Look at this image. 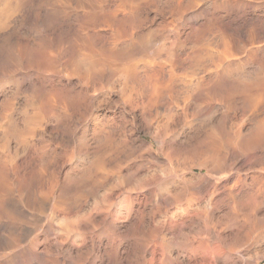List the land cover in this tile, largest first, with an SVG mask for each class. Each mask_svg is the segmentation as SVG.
<instances>
[{
    "label": "rangeland",
    "instance_id": "rangeland-1",
    "mask_svg": "<svg viewBox=\"0 0 264 264\" xmlns=\"http://www.w3.org/2000/svg\"><path fill=\"white\" fill-rule=\"evenodd\" d=\"M11 1L0 0V5L2 4L0 6V137L7 125H14L11 136L7 140L8 143L3 146V143L0 142V264H74V262H76L75 264L78 262L79 264L82 262V264L84 262L88 264L89 260V264H92L95 257L89 255L88 251L92 246L93 238L95 242L101 240L102 247L109 250L107 252L109 256L105 257L103 264H117L118 258L114 257L113 251L107 247L109 239L113 235L121 240V251L129 245L133 248L134 253L138 254L140 240L142 239L141 232L133 231L129 235L130 237L126 234L127 226L129 227L131 224L138 225L141 220L138 211L142 206L135 198H149L151 200H145V202L150 203L146 206V208L149 207L147 211L151 209L150 207H152L154 201L156 203L157 199L164 198V195L162 197L163 190L157 189L150 196L148 191L150 186L147 183L136 185V183H133L136 181L126 178L135 173L139 167H142L143 163L145 166L147 162H150L151 166L143 167L141 175L148 172L160 174V171L167 169L165 168L168 167L166 166L167 162L172 161L171 164L174 166L171 165L170 170L175 175H185L186 178H191L193 175L191 169L200 165V167L202 166L201 170H196L194 174H205L211 180L221 184L226 179L231 182L235 180L236 175L234 174L237 172L235 169L238 168L241 170L240 175L242 177L245 174L248 178L250 177L249 182L253 178L251 175L264 174V132H262L264 121L261 119L264 118V66L263 69L259 66V64L264 63V0H224L225 2L223 0ZM178 1L180 2L178 3ZM3 5L6 7H3ZM126 19H129V21L134 19V22L136 21L135 25L133 21L128 24ZM113 20L114 22L119 21L117 22L119 24L114 23ZM55 23L57 24L55 25ZM57 25L63 29L58 28ZM167 27L168 30H165ZM172 41H174L175 46ZM92 42H94V47ZM40 45L43 47L42 49ZM126 46H129L131 51ZM75 47L79 48V53L76 52ZM89 47L93 48L89 49ZM81 48H83L84 53L86 52L85 55H83ZM96 48L97 50H95ZM126 50L129 52H126ZM43 52L46 54H43ZM48 52L51 53H49L51 56ZM65 52H69L68 56ZM90 57H92V60L89 59ZM169 63L170 65H168ZM82 66H87V69H83ZM182 72L186 73L185 76ZM189 73L191 74L189 75ZM244 73L247 76L243 75ZM234 77L235 79H233ZM209 80L211 81L209 82ZM155 82L158 87H155ZM166 82L167 84H165ZM246 84L248 87H246ZM190 93H192V98L189 97ZM184 98L186 102L187 99L190 100L186 103ZM175 101H178V103H175ZM179 106L183 107L180 109ZM4 114L9 115L13 122H8ZM224 116H227V119ZM171 117L173 118L171 119ZM223 119L224 122H222ZM260 120L263 121V125ZM216 122L222 124L224 132L220 128L221 126L213 124ZM234 123H237L240 128L235 126ZM254 123L256 126H254ZM230 124H234L235 127ZM219 128L222 129L220 132ZM256 129L259 130H257L259 133ZM237 130L239 131L237 132ZM164 132L168 135L166 136ZM212 132L217 133V135L221 132L222 134L216 136ZM238 133L241 136L245 135L241 138ZM212 134L213 137H216L213 138ZM246 134H249L247 135V137L250 136L249 139H255L256 143H261V145L255 144L256 146H250L246 150L243 145L245 144L243 141L246 140L244 139ZM162 137H165V139L163 140ZM226 138L229 140L228 142H232L230 145L228 142L226 143L231 148L225 144ZM260 138L263 139L262 142ZM241 139L243 141L240 142ZM217 140L219 143H217ZM210 143L211 145L208 146ZM219 144H224L222 145L223 148ZM238 145H243L245 150L241 149L243 146L239 147ZM210 148H213V150H210ZM252 148L254 153H252ZM258 148L259 150H257ZM167 149L168 154L165 152ZM214 149L217 152L216 150L214 152ZM218 149L221 150L218 151ZM182 150L185 152L183 153ZM237 150L239 152H236ZM189 151L191 155L187 154ZM205 151L207 152L206 156ZM238 154L244 156L241 157ZM198 155L200 159H203L201 156H204L205 159L208 158L209 163L203 159L204 161L202 160L200 164V159L197 160ZM189 156L191 160L194 159L193 162L188 159ZM176 157L179 159H176ZM215 160H219L221 164L217 165ZM236 160H238L239 165L232 169L230 164ZM188 161L194 164L191 165ZM175 163L177 164L175 165ZM183 164L185 165V172L182 171ZM212 165H214V170ZM217 166H220L222 170ZM174 167H177L181 174ZM94 168L97 169L94 170ZM210 169L212 170L210 171ZM108 171L112 173H107ZM115 172L116 174H113ZM232 172L233 174H231ZM241 172L243 173L241 174ZM196 178L189 185L193 188L192 190H196L197 185L200 183ZM119 180L123 182L121 183ZM115 182L116 184H114ZM130 184L133 189L128 188ZM221 184L219 185L221 186ZM141 185L142 189L144 186V190L140 188ZM174 186L172 196H175L174 193L179 192V188H183V183L177 180ZM122 188L124 190L128 189L124 192ZM81 189L83 190L81 191ZM129 189L132 196L131 201L125 199L126 196L130 195L127 192ZM112 192L120 195V199L117 200L116 206L111 209V214L117 215L119 212L118 215L120 216L113 221L110 219L104 221L103 219H105L108 211L105 209L109 208L108 205L110 204L107 203L111 202L110 195ZM211 192L200 200L201 204H205ZM78 197H80L79 200ZM84 198L86 202H84ZM66 199L70 201L67 202ZM100 199L102 201L106 200L102 203ZM181 203H186V201L178 202V204ZM95 206L96 208H94ZM171 207L174 208L175 205H170ZM92 210L93 212H91ZM240 212L243 213L242 215L239 214L240 217H238L236 224V233L240 238L236 241L237 244L234 245L238 250L243 248V246L242 248L239 246V240L243 241L241 238L245 233H248L249 237L259 235L258 240L264 238V224H261L264 223V211L257 215L263 221L256 216L250 217L249 211ZM69 216H72V219ZM76 217L80 219H76ZM257 218L261 222L257 221ZM247 220L250 221V223L248 222L249 225ZM145 221L149 223L150 218L146 216ZM252 221L255 225H252ZM63 222L66 227L62 225ZM257 224L258 226H256ZM59 225L64 226H61V228L67 230H59ZM74 225L77 226V230ZM50 226H52V229ZM72 226L74 229H72ZM53 230L56 231L55 234L52 233ZM84 238L87 239L86 247L80 248V250L71 249V246L75 243L80 245V241L82 242ZM49 246H51L50 249ZM38 250L39 252H37ZM177 250V248H173L171 251L172 257H176L180 253ZM45 253L50 257H47ZM259 256L260 261L258 260V264H264L263 253ZM72 259L74 260L73 263L71 262ZM123 264L139 263L135 261Z\"/></svg>",
    "mask_w": 264,
    "mask_h": 264
},
{
    "label": "bare ground",
    "instance_id": "bare-ground-1",
    "mask_svg": "<svg viewBox=\"0 0 264 264\" xmlns=\"http://www.w3.org/2000/svg\"><path fill=\"white\" fill-rule=\"evenodd\" d=\"M9 1V0H8ZM40 1V0H39ZM38 1V2H39ZM136 1V0H135ZM181 1V0H180ZM180 1H178V3L180 2ZM224 1V0H223ZM6 2V1H5ZM5 2H3V3H5ZM11 2H13V0L11 1ZM15 2V1H14ZM20 2V1H19ZM23 2V1H22ZM128 2V1H127ZM130 2V1H129ZM132 2H134V0L132 1ZM225 2V1H224ZM16 3V2H15ZM18 3V2H17ZM40 3V2H39ZM42 3V2H41ZM217 3V2H216ZM8 4V3H7ZM10 4V3H9ZM30 4V3H29ZM58 4V3H57ZM130 4H132L131 2H130ZM129 4V5H130ZM194 4V3H193ZM212 4H214V3H212ZM2 5V4H1ZM0 5V6H1ZM5 5V4H4ZM3 5V7H6V6H4ZM17 5V4H16ZM21 5H22V3H21ZM88 5V4H87ZM87 5H85V6H87ZM126 5V4H125ZM29 6V5H28ZM34 6H36V5H34ZM39 6H40V4H39ZM89 6V5H88ZM151 6V5H150ZM196 7H197V5H195ZM2 7V8H3ZM107 7V6H106ZM133 7V6H132ZM178 7V6H177ZM87 8V7H86ZM119 8H120V6H119ZM199 8V7H198ZM8 9V7L6 8V10ZM85 9V8H84ZM129 9H130V6H129ZM133 9V8H132ZM131 9V10H132ZM4 11H5V9H3ZM110 10H111V7H110ZM117 10H119L118 8H117ZM126 10V9H125ZM180 10V9H179ZM204 10V9H203ZM3 11V12H4ZM31 11V10H30ZM39 11V10H38ZM78 11V10H77ZM85 11H86V9H85ZM120 11V10H119ZM189 11V10H188ZM191 11V10H190ZM199 11V10H198ZM40 12V11H39ZM131 12V11H130ZM133 12V11H132ZM10 13V12H9ZM188 13V12H187ZM198 13V12H197ZM22 14V13H21ZM20 14V15H21ZM30 14V13H29ZM116 14V13H115ZM135 14V13H134ZM196 14V13H195ZM202 14V13H201ZM185 15H186V13H185ZM256 15V14H255ZM41 16V15H40ZM122 16V15H121ZM25 17V16H24ZM128 17H130V16H128ZM185 18V17H184ZM40 19H42L41 17H40ZM40 19H39V21H40ZM59 19V18H58ZM131 19H132V14H131ZM130 19V21H133V23H134V25H135V22H134V19L133 20H131ZM138 19V18H137ZM181 19V18H180ZM108 20V19H107ZM111 20V19H110ZM127 21H128V24H129V19H126ZM125 20V21H126ZM224 20V19H223ZM263 20V19H262ZM5 21H7V20H5ZM182 21V20H181ZM113 22H114V20H113ZM117 22H119V21H117ZM117 22H114V23H117ZM143 22V21H142ZM190 22V21H189ZM192 22V21H191ZM236 22V21H235ZM88 23V22H87ZM108 23H109V21H108ZM24 24V23H23ZM57 23H55V25H56ZM59 24V23H58ZM117 24H119V23H117ZM132 24V23H131ZM199 24V23H198ZM52 25V24H51ZM50 25V26H51ZM88 25V24H87ZM107 25V24H106ZM133 25V24H132ZM184 25H186V24H184ZM262 25V24H261ZM58 26V28H60L59 27V25H57ZM56 26V27H57ZM89 26V25H88ZM205 26V25H204ZM110 27V26H109ZM123 27V26H122ZM130 27V26H129ZM257 27V26H256ZM163 28V27H162ZM173 28V27H172ZM240 28V27H239ZM60 29H63V28H60ZM130 29V28H129ZM164 29V28H163ZM54 30H55V28H54ZM58 30V29H57ZM78 30H80V29H78ZM114 30V29H113ZM139 30V29H138ZM165 30H168V27H167V29H165ZM90 31V30H89ZM169 31H170V28H169ZM175 31V30H174ZM53 32V31H52ZM57 32V31H56ZM81 32V31H80ZM79 32V33H80ZM82 32H84V31H82ZM130 33V32H129ZM178 33V32H177ZM255 33V32H254ZM62 34V33H61ZM60 34V35H61ZM134 34V33H133ZM119 35V34H118ZM196 35V34H195ZM51 36H52V34H51ZM84 36V35H83ZM85 36H86V34H85ZM112 36V35H111ZM131 36V35H130ZM204 36V35H203ZM54 37H57V36H54ZM60 37V36H59ZM63 37H64V34H63ZM62 37V38H63ZM86 37H88V36H86ZM113 37V36H112ZM148 38H149V36H147ZM193 37H194V35H193ZM59 39V38H58ZM86 39V38H85ZM222 39V38H221ZM54 40V39H53ZM60 40H61V38H60ZM62 40H64V39H62ZM224 40V39H223ZM254 40V39H253ZM92 41V40H91ZM175 41V40H174ZM174 41H172L173 43H174ZM197 41H198V39H197ZM225 41V40H224ZM227 41V40H226ZM62 42H64V41H62ZM113 42V41H112ZM171 42V43H172ZM205 42V41H204ZM65 43V42H64ZM85 43V42H84ZM88 43H90V42H88ZM94 42H92V44H93ZM170 43V44H171ZM226 43V42H225ZM60 44H62V43H60ZM72 44V43H71ZM91 44V45H92ZM204 44V43H203ZM209 44V43H208ZM258 44H259V42H258ZM258 44H257V46H258ZM65 46H66V44H64ZM84 45H86V44H84ZM89 45V44H88ZM121 45V44H120ZM128 45V44H127ZM199 45H201V44H199ZM205 45V44H204ZM225 45V44H224ZM39 46V45H38ZM41 46V45H40ZM48 46V45H47ZM47 46H45L46 48H47ZM56 46V45H55ZM67 46H68V44H67ZM75 46H77V45H75ZM95 45L93 44V47H94ZM174 46H175V43H174ZM222 46V45H221ZM254 46V45H253ZM51 47H54V46H51ZM60 47V46H59ZM83 48H84V46H82ZM86 47V46H85ZM93 47H89V49H91V48H93ZM127 47V49H129V46H126ZM209 47V46H208ZM218 47H219V45H218ZM41 49L43 48L42 46L40 47ZM49 48V47H48ZM61 48V47H60ZM59 48V50H61ZM72 48V47H71ZM76 48V47H75ZM83 48H81V50L83 49ZM115 48V47H114ZM118 48V47H117ZM131 48V47H130ZM169 48V47H168ZM179 48V47H178ZM185 48V47H184ZM190 48V47H189ZM192 48V47H191ZM201 48H202V46H201ZM210 48V47H209ZM229 48V47H228ZM53 49V48H52ZM64 49V48H63ZM62 49V50H63ZM77 49V48H76ZM76 49H75V51H76ZM79 49V48H78ZM78 49H77V51L76 52H78ZM86 49V48H85ZM85 49H84V51H85ZM121 49V48H120ZM196 49V48H195ZM208 49V48H207ZM207 49H206V51H207ZM211 49V48H210ZM220 49V48H219ZM51 50V49H50ZM49 50V51H50ZM65 50V49H64ZM67 50L69 51V49L67 48ZM95 50H97V48L95 49ZM130 50V49H129ZM162 50V49H161ZM212 50V49H211ZM254 50V49H253ZM42 51V50H41ZM47 51H48V49H47ZM66 51V50H65ZM91 51V50H90ZM111 51V50H110ZM113 51H116V50H113ZM128 50H126V52H127ZM131 51V50H130ZM204 51V50H203ZM212 51H214V50H212ZM215 51H216V49H215ZM46 52V51H45ZM51 52H52V50H51ZM59 52V51H58ZM73 53H76V52H74V51H72ZM79 52H80V50H79ZM78 52V53H79ZM82 52H83V50H82ZM129 52V51H128ZM138 52V51H137ZM188 52H189V50H188ZM208 52V51H207ZM223 52V51H222ZM225 52H227V51H225ZM50 52H48V54H49ZM53 53V52H52ZM66 53V55L67 54H69V52L67 53V52H65ZM84 53V52H83ZM86 53V52H85ZM85 53L83 54V55H85ZM91 53H93L92 51H91ZM131 53V52H130ZM190 53V52H189ZM188 53V54H189ZM204 53H205V51H204ZM218 53H220V52H218ZM257 53V52H256ZM43 54H46V53H44L43 52ZM51 54V53H50ZM49 54V56H51ZM59 54H60V52H59ZM81 54V53H80ZM88 55H89V53H87ZM86 54V56L87 57H89L88 55ZM104 54V53H103ZM107 54V53H106ZM139 54V53H138ZM178 54H180V53H178ZM226 54V53H225ZM255 54V53H254ZM260 54V53H259ZM72 55V54H71ZM96 55H98V54H96ZM124 55V54H123ZM172 55V54H171ZM222 55H223V53H222ZM53 56V55H52ZM61 56V55H60ZM68 56V55H67ZM91 56V55H90ZM208 56V55H207ZM210 56V55H209ZM217 56V55H216ZM225 56V55H224ZM260 56V55H259ZM263 56H264V50H263ZM76 57V56H75ZM78 57V56H77ZM76 57V58H77ZM94 57V56H93ZM106 57H108V56H106ZM157 57V56H156ZM191 57V56H190ZM197 57V56H196ZM232 56L230 55V58H231ZM234 57V56H233ZM50 58H53V57H50ZM63 58V57H62ZM66 58V57H65ZM68 58V57H67ZM84 58V57H83ZM92 57H90L89 59H91ZM105 58V57H104ZM249 58V57H248ZM55 59V58H54ZM108 59V58H107ZM133 59V58H132ZM154 59V58H153ZM156 59V58H155ZM192 59V58H191ZM210 59V58H209ZM233 59V58H232ZM254 59H255V57H254ZM78 60V59H77ZM84 60V59H83ZM92 60V59H91ZM169 60V59H168ZM168 60H165V61H168ZM175 60H176V58H175ZM184 60H185V58H184ZM199 60V59H198ZM221 60V59H220ZM235 60V59H234ZM246 60V59H245ZM256 60H257V58H256ZM259 60H260V58H259ZM155 61V60H154ZM170 61V60H169ZM168 61V62H169ZM180 61V60H179ZM197 61V60H196ZM195 61V62H196ZM214 61V60H213ZM225 61V60H224ZM228 61V60H227ZM258 61V60H257ZM43 62H45V61H43ZM83 62V61H82ZM90 62H93V61H90ZM112 62V61H111ZM175 62V61H174ZM191 62V61H190ZM194 62V63H195ZM205 62V61H204ZM210 62H211V59H210ZM226 62V61H225ZM224 62V63H225ZM54 63V62H53ZM52 63V64H53ZM69 63V62H68ZM94 63V62H93ZM114 63V62H113ZM167 63V62H166ZM166 63H164V64H166ZM171 63V62H170ZM170 63L168 64V65H170ZM199 63H201V62H199ZM207 63V62H206ZM209 63V62H208ZM212 63V62H211ZM218 63V62H217ZM231 63V62H230ZM233 63V62H232ZM258 63V62H257ZM91 64V63H90ZM155 64H157V63H155ZM255 64V63H254ZM254 64H253V66H254ZM39 65V64H38ZM195 65H196V63H195ZM200 65V64H199ZM235 65H236V63H235ZM244 65V64H243ZM256 65H258V64H256ZM256 65H255V67H256ZM88 66V65H87ZM86 66V67H87ZM181 66V65H180ZM189 66V65H188ZM247 66V65H246ZM259 66L263 69V66H264V63L262 64H259ZM75 67H76V65H75ZM83 67V66H82ZM86 67H83V69L84 68H86ZM206 67V66H205ZM214 67V66H213ZM236 67V66H235ZM243 67V66H242ZM260 67H259V69H260ZM88 69H89V66L87 67ZM86 68V69H87ZM160 68V67H159ZM218 68V67H217ZM105 69V68H104ZM156 69V68H155ZM166 69V68H165ZM206 69V68H205ZM214 69V68H213ZM212 69V70H213ZM220 69V68H219ZM231 69H232V67H231ZM235 69V68H234ZM101 70V69H100ZM211 70V69H210ZM217 70V69H216ZM236 70V69H235ZM93 71V70H92ZM177 71V70H176ZM202 71H203V69H202ZM242 71V70H241ZM189 72V71H188ZM191 72V71H190ZM209 72V71H208ZM213 72V71H212ZM228 72V71H227ZM248 73H249V71H247ZM261 72V71H260ZM263 72V71H262ZM261 72V73H262ZM87 73V72H86ZM91 73V72H90ZM181 73V72H180ZM183 73V72H182ZM204 73V72H203ZM233 73V72H232ZM254 73H256V72H254ZM253 73V74H254ZM184 74V73H183ZM186 74V73H185ZM185 74L183 75V76H185ZM191 73H189V75H190ZM198 74V73H197ZM200 74V73H199ZM237 74V73H236ZM188 75V76H189ZM228 75H229V73H228ZM243 75H246L247 76V74H243ZM262 75V74H261ZM187 76V77H188ZM192 76V75H191ZM190 76V77H191ZM194 76H196V75H194ZM241 76V75H240ZM253 76V75H252ZM259 76V75H258ZM88 77V76H87ZM91 77V76H90ZM137 77H139V76H137ZM219 77H220V75H219ZM242 77V76H241ZM254 77V76H253ZM262 77H263V75H262ZM261 77V78H262ZM181 78H182V76H181ZM186 78V77H185ZM193 79L195 78V77H192ZM191 78V79H192ZM203 78V77H202ZM216 78V77H215ZM228 78V77H227ZM230 78V77H229ZM237 78H239L238 76H237ZM260 78V77H259ZM88 79V78H87ZM167 79H169V78H167ZM180 79V78H179ZM190 79V78H189ZM220 79V78H219ZM225 79V78H224ZM233 79H235V77L233 78ZM241 79V78H240ZM47 80V79H46ZM61 80V79H60ZM166 80V79H165ZM170 80V79H169ZM187 80H188V78H187ZM206 80V79H205ZM231 80V79H230ZM257 80H259V79H257ZM123 81V80H122ZM181 81V80H180ZM211 80H209V82H210ZM235 81V80H234ZM242 81V80H241ZM240 81V82H241ZM244 81V80H243ZM253 81V80H252ZM124 82H125V80H124ZM198 82V81H197ZM220 82V81H219ZM238 82V81H237ZM251 82V81H250ZM250 82H249V84H250ZM264 82V81H263ZM66 83V82H65ZM170 83V82H169ZM180 83V82H179ZM191 83V82H190ZM232 83V82H231ZM247 83H248V81H247ZM260 83V82H259ZM155 84H156V86L155 87H158L157 86V83L155 82ZM165 84H167V82L165 83ZM188 84V83H187ZM186 84V85H187ZM192 84V83H191ZM194 84V83H193ZM203 84V83H202ZM211 84V83H210ZM238 84H240V83H238ZM244 84H245V82H244ZM257 84V83H256ZM261 84V83H260ZM121 85V84H120ZM208 85V84H207ZM247 85V84H246ZM252 85H253V83H252ZM251 85V86H252ZM162 86V85H161ZM165 86V85H164ZM197 86V85H196ZM196 86H195V88H196ZM218 86V85H217ZM257 86V85H256ZM246 87H248V85L246 86ZM253 87V86H252ZM257 87H260V86H257ZM84 88V87H83ZM125 88V87H124ZM137 88V87H136ZM139 88V87H138ZM250 88V87H249ZM121 89V88H120ZM119 89V90H120ZM142 89V88H141ZM153 89V88H152ZM184 89V88H183ZM200 89V88H199ZM202 89V88H201ZM208 89V88H207ZM248 89V88H247ZM173 90V89H172ZM175 90V89H174ZM190 90V89H189ZM231 90V89H230ZM233 90V89H232ZM190 91H192V90H190ZM205 91V90H204ZM215 91V90H214ZM236 91V90H235ZM239 91V90H238ZM247 91V90H246ZM151 92V91H150ZM149 92V93H150ZM157 92V91H156ZM166 92H168V91H166ZM188 92V91H187ZM186 92V93H187ZM224 92V91H223ZM234 92V91H233ZM248 92V91H247ZM120 93V92H119ZM157 93H159V92H157ZM195 93V92H194ZM205 93V92H204ZM207 93V92H206ZM142 94H143V92H142ZM155 94V93H154ZM187 94H189V93H187ZM191 94L192 93H190V95H189V97H193V96H191ZM214 94V93H213ZM216 94V93H215ZM237 93L235 92V95H236ZM242 94V93H241ZM158 95V94H157ZM156 95V96H157ZM167 95V94H166ZM172 95V94H171ZM175 95V94H174ZM186 95V94H185ZM194 95V94H193ZM197 95V94H196ZM127 96V95H126ZM182 96V95H181ZM158 97V96H157ZM168 97V96H167ZM171 97V96H170ZM187 97V96H186ZM206 97V96H205ZM208 97V96H207ZM236 97V96H235ZM172 98V97H171ZM119 99H121L120 97H119ZM183 99V98H182ZM187 99V98H186ZM196 99V98H195ZM200 99H202V98H200ZM188 100H190V99H187V102H188ZM169 101H171V100H169ZM183 101V100H182ZM181 101V102H182ZM184 101H185V98H184ZM193 101H194V99H193ZM196 101H197V99H196ZM200 101V100H199ZM122 102H124L123 100H122ZM178 103V101H175V103ZM186 102V101H185ZM186 102V103H187ZM198 102V101H197ZM184 103V102H183ZM192 103V102H191ZM189 104V103H188ZM201 104H202V102H201ZM116 105V104H115ZM91 106V105H90ZM175 106V105H174ZM187 106V105H186ZM201 106V105H200ZM114 107H116V106H114ZM176 107H177V104H176ZM183 106H179V108L181 109ZM11 109V108H10ZM113 109H115V108H113ZM5 111V110H4ZM171 111V110H170ZM190 111V110H189ZM114 112V111H113ZM263 112H264V110H263ZM260 113H262V112H260ZM175 114H176V112H175ZM226 114H228V113H226ZM5 115V114H4ZM110 115V114H109ZM194 115V114H193ZM119 116V115H118ZM171 116H173L172 114H171ZM175 116V115H174ZM196 116V115H195ZM245 116V115H244ZM251 116H253L252 114H251ZM5 117H7V120H8V122H11L12 121V119H11V117L9 118V115H5ZM14 117V116H13ZM111 117V116H110ZM124 117V116H123ZM224 117H226V119H227V116H224ZM230 117V116H229ZM246 117V116H245ZM250 117V116H249ZM248 117V118H249ZM255 117V116H254ZM173 117H171V119H172ZM261 118V117H260ZM86 119V118H85ZM251 119V118H250ZM261 119H263V121H264V118H261ZM30 121V120H29ZM28 121V122H29ZM213 121V120H212ZM221 121V120H220ZM219 121V122H220ZM230 121V120H229ZM263 121L261 122V120H260V123L262 124L263 123ZM13 122V121H12ZM219 122H216V123H213V124H217V125H219V126H221L222 124H218ZM222 122H224V119H223V121ZM222 122H220V123H222ZM226 122V121H225ZM256 122V121H255ZM259 122V121H258ZM26 123V122H25ZM30 123V122H29ZM242 123V122H241ZM241 123H240V126H241ZM17 124V123H16ZM22 124V123H21ZM232 124V123H231ZM230 124V125H231ZM234 124H236L235 126H238L237 125V123H234ZM233 124V125H234ZM24 125V124H23ZM225 124H223V126H224ZM227 125V124H226ZM233 125H231V126H233ZM257 125H258V123H257ZM263 125V124H262ZM13 126L14 125H7L5 128H4V130L2 131V136L0 137V142H2L3 143V146H5V143H8V138L11 136V132L13 131L12 129H13ZM29 126V125H28ZM101 126V125H100ZM228 126V125H227ZM235 126H233V127H235ZM245 126V125H244ZM254 126H256L255 125V123H254ZM261 126V125H260ZM260 126H258L259 128H260ZM264 126V125H263ZM24 127V126H23ZM214 127V126H213ZM216 127H218V126H216ZM224 127H226V126H224ZM257 127V128H258ZM45 128V127H44ZM47 128V127H46ZM165 128V127H164ZM198 128V127H197ZM220 128H222L223 129V132H224V128L221 126ZM219 128V129H220ZM238 128H240L239 126H238ZM242 128H244V127H242ZM246 128V127H245ZM101 129V128H100ZM208 129V128H207ZM210 129H212V128H210ZM213 129H215V128H213ZM212 129V130H213ZM217 129V128H216ZM218 129V130H219ZM222 129H220L219 130V132L222 130ZM226 129V128H225ZM229 129H230V126H229ZM232 129V128H231ZM247 129V128H246ZM255 129V128H254ZM234 130V129H233ZM258 129H256V131H257ZM85 131V130H84ZM112 131H114V130H112ZM111 131V132H112ZM152 131V130H151ZM236 131V130H235ZM239 130H237V132H238ZM247 131V130H246ZM259 131V130H258ZM257 131V132H258ZM260 131H262L261 129H260ZM214 132V131H213ZM212 132V133H213ZM229 132V131H228ZM237 132H235V133H237ZM262 132H264V130L262 131ZM165 133V132H164ZM194 133V132H193ZM231 133V132H230ZM240 133V132H239ZM239 133H238V135H239ZM247 133V132H246ZM249 133V132H248ZM259 133V132H258ZM95 134V133H94ZM113 134H114V132H113ZM150 134V133H149ZM157 134V133H156ZM186 134V133H185ZM214 135L216 134V136H218L219 134H222V132L221 133H219L218 135H217V133H213ZM213 134L211 135L212 137H213ZM232 134V133H231ZM240 134H242V133H240ZM244 134V133H243ZM250 134V133H249ZM249 134H246V137H244V139H246L245 141H243V139H241L240 140V142L241 141H243L245 144H243L244 146H245V148H246V150H247V148L248 147H250V146H253V145H255V144H257L256 143V141H255V139H249L248 137H250L251 136V134H250V136H248L247 137V135H249ZM261 134V133H260ZM264 134V133H263ZM158 135V134H157ZM165 135H166V133H165ZM168 135V134H167ZM166 135V136H167ZM191 135V134H190ZM225 135V134H224ZM245 135V134H244ZM243 135V136H244ZM87 136V135H86ZM216 136H214V137H216ZM239 136H241V135H239ZM243 136H241V138H243ZM263 136V135H262ZM13 137V136H12ZM11 137V138H12ZM169 137V136H168ZM213 137V138H214ZM237 137V136H236ZM158 138V137H157ZM163 138V137H162ZM167 138V137H166ZM189 138V137H188ZM212 138V139H213ZM227 138H228V136H227ZM227 138H226V140H227ZM237 138H239V137H237ZM236 138V140H238ZM248 138V139H247ZM253 138H256V137H254L253 136ZM263 138H264V136H263ZM165 139V137L163 138V140ZM189 139H191V138H189ZM212 139H210V140H212ZM257 139V138H256ZM155 140H156V138H155ZM158 140V139H157ZM160 141H161V139H159ZM214 140V139H213ZM213 140H212V142H213ZM219 140V139H218ZM218 140H217V143H219L218 142ZM259 140V139H258ZM260 140H261V138H260ZM259 140V141H260ZM263 140V139H262ZM262 140H261V142H262ZM112 141H113V139H112ZM214 141H216V140H214ZM229 140H227L226 142H225V144L228 142ZM231 141V140H230ZM239 141V140H238ZM237 141V142H238ZM264 141V140H263ZM163 142V141H162ZM174 142V141H173ZM182 142H183V140H182ZM188 142V141H187ZM242 142V143H243ZM28 143H30V142H28ZM201 143V142H200ZM229 143V145H230V143H232V142H228ZM235 143V142H234ZM34 144V143H33ZM111 144H112V142H111ZM163 144H165V143H163ZM167 144V143H166ZM215 144H216V142H215ZM241 144V143H240ZM258 144H260L261 145V143H258ZM257 144V145H258ZM159 145V144H158ZM162 145V144H161ZM211 145V143L208 145V146H210ZM212 145H214V144H212ZM217 145V144H216ZM220 145V144H219ZM222 145H224V144H222ZM222 145H220V147H222ZM226 145H228V144H226ZM228 145V146H229ZM231 145H233V144H231ZM237 145V144H236ZM243 145H238L239 147H241V146H243ZM117 146H119V145H117ZM165 146V145H164ZM178 146V145H177ZM181 146V145H180ZM184 146V145H183ZM227 146V147H228ZM244 146L243 147H241V149H244ZM256 146V145H255ZM259 146V145H258ZM25 147V146H24ZM29 148H30V145L28 146ZM153 147V146H152ZM167 147V146H166ZM182 147V146H181ZM214 147V146H213ZM217 147V146H216ZM215 147V148H216ZM226 147V148H227ZM230 147V146H229ZM228 147V148H229ZM11 148V147H10ZM191 148V147H190ZM217 148H219V147H217ZM216 148V149H217ZM223 148V147H222ZM231 148V147H230ZM260 148V147H259ZM259 148L257 149V150H259ZM31 149H32V147H31ZM152 149V148H151ZM213 150V148H210V150ZM216 149H214V152H215V150ZM234 149V148H233ZM236 149V148H235ZM234 149V150H235ZM240 149V150H241ZM249 149V148H248ZM253 149V148H252ZM18 150V149H17ZM148 150V149H147ZM219 150H221V149H218V151ZM232 150V149H231ZM245 150V149H244ZM251 150V149H250ZM262 150V149H261ZM5 151V150H4ZM14 151V150H13ZM20 151V150H19ZM25 151V150H24ZM152 151V150H151ZM155 151V150H154ZM164 151V150H163ZM179 151H180V149H179ZM183 151V153L185 152L184 150H182ZM249 151V150H248ZM23 152V151H22ZM149 152V151H148ZM147 152V153H148ZM158 152H159V150H158ZM167 154L169 153L168 152V149H167V151H165ZM176 152H178V151H176ZM206 152V151H205ZM214 152H213V154H214ZM216 152H217V150H216ZM223 152V151H222ZM236 152H239L238 150L236 151ZM263 152V151H262ZM119 153V152H118ZM182 153V154H183ZM191 152L189 151V153H187V154H189V155H191L190 154ZM193 153H195V152H193ZM250 153H251V151H250ZM252 153H254V149H253V151H252ZM258 153H259V151H258ZM261 153V152H260ZM122 154V153H121ZM130 154V153H129ZM165 154V153H164ZM163 154V155H164ZM173 154H175V153H173ZM212 154V155H213ZM219 154V153H218ZM244 154V153H243ZM242 154V156H244ZM247 154V153H246ZM12 155V154H11ZM23 155V157H25L24 156V154H22ZM169 155H171V154H169ZM168 155V156H169ZM180 155V154H179ZM178 155V156H179ZM184 155V154H183ZM182 155V156H183ZM207 155V152L205 153V156ZM216 155H217V153H216ZM230 155V154H229ZM232 155V154H231ZM235 155V154H234ZM238 155H240V154H238ZM114 156H115V154H114ZM167 156V157H168ZM186 156V155H185ZM194 156V155H193ZM209 156H210V154H209ZM218 156V155H217ZM241 156V155H240ZM241 156V157H242ZM251 156H253V155H251ZM16 157V156H15ZM104 157V156H103ZM173 157V156H172ZM180 157V156H179ZM190 157V156H189ZM195 157V156H194ZM194 157H192V158H194ZM204 160H207V159H205L204 158V156H201ZM211 157V156H210ZM88 158V157H87ZM130 158H131V156H130ZM141 158V157H140ZM185 158V157H184ZM188 158V157H187ZM198 158L200 159V157H199V155L197 156V160H198ZM211 158H213V157H211ZM214 158H215V156H214ZM234 158H235V156H234ZM248 158H250V157H248ZM5 159V158H4ZM17 159V158H16ZM24 159H26V158H24ZM86 159V158H85ZM105 159V158H104ZM171 159V158H170ZM175 159V158H174ZM174 159H172L173 161H174ZM176 159H179V158H177L176 157ZM190 161H194V159H192L191 160V157L190 158H188ZM203 159H200V161H199V163L203 160ZM236 159V158H235ZM238 159V158H237ZM12 160H13V157H12ZM142 160V159H141ZM167 160H169L168 158H167ZM166 159H165V161H167ZM197 160H195V161H197ZM203 160V161H204ZM210 160V159H209ZM227 160V159H226ZM253 160V159H252ZM4 161V160H3ZM27 161V160H26ZM83 161V160H82ZM147 161V160H146ZM150 161V160H149ZM154 161V160H153ZM176 161V160H175ZM178 161H180V160H178ZM177 161V162H178ZM183 161V160H182ZM181 161V162H182ZM208 161V160H207ZM251 161V160H250ZM250 161H246V162H250ZM81 162V161H80ZM152 162V161H151ZM155 162V161H154ZM171 162L172 161H168L167 162V164H166V166H168V167H165V168H167L165 171L164 170H162V171H160V174H158V173H147V174H145V175H141V169L144 167V168H147L148 166H151V163L150 162H147L146 164H145V166H144V163H143V166L142 167H139V169H137L136 170V172L135 173H132L129 177H126L127 179L129 178V179H133L134 181H136V182H133V183H136V185L137 184H143V183H147L148 184V186H150L149 187V192H150V196L151 195H153V193L157 190V189H160V190H163V192H164V194H162V197H163V195H164V198H162V199H155L156 200V203H155V201L153 202V205H152V207H150L151 209L149 210V211H147V208H149V207H147L146 208V206H147V204H150L149 202L147 203V202H145V200L147 199V201H148V199L149 198H144V199H140V198H135V197H133V198H135V200L137 201V202H139L138 204L139 205H141L142 206V208L141 209H139V211H138V214L140 215V218H141V220L139 221V224L138 225H136V224H131V225H129V227L127 226V229H126V234L129 236L131 233H133V231H138V232H141V235H142V239L140 240V246H139V251H138V254H136V253H134V251H133V248L131 247V246H129V245H127L122 251L120 250V242H121V240H118L114 235L109 239V245L107 246V247H109L112 251H113V253H114V257H116V258H118L117 260H118V263L117 264H123V263H132V262H135L136 261V263L138 262L139 264H258V260L260 259V254H262L263 253V255H264V249L262 248V246H263V244H264V238L262 239V240H258V236L259 235H257L256 234V236H251V237H249V234L248 233H245L244 234V236L241 238V239H243V241L241 242L240 240H239V246H241V248H242V246H243V248L242 249H240V250H238V249H236L235 248V243H236V241L240 238V236H238V234L236 233L237 231H236V224H237V219H238V217H240L239 216V214L241 213L240 211H249V216L250 217H253V216H256V217H258L257 215L260 213V212H262V211H264V174H257V175H251V177L253 176V178H251V182H249V178L246 176L247 174H245V176L244 177H242V175H240V168H238V169H235V170H237V172H236V174H234V175H236V177H235V180H233L232 182L228 179H226V180H224V183L223 184H221V183H218L217 181H214V180H211L208 176H206L204 173V175H199V174H194V172H196V170H201V167H200V165H199V163H198V165H199V167H197V166H193L194 168H192L191 169V173H193V175L191 176V178H186L185 177V175H181V176H177V175H175L174 173H173V171L172 170H170L171 169ZM180 162V163H181ZM189 162V161H188ZM198 162V161H197ZM206 162V161H205ZM215 162L217 163V165H219V164H221V162L219 161V160H215ZM10 163V162H9ZM92 163V162H91ZM158 163V162H157ZM179 163V162H178ZM186 162L184 161V164H185ZM190 164H191V162H189ZM207 163V162H206ZM208 163H209V161H208ZM207 163V164H208ZM211 163H212V161H211ZM232 163V162H231ZM239 163H242V162H239ZM245 163V162H244ZM253 163H254V160H253ZM13 164V163H12ZM84 164V163H83ZM86 164V163H85ZM174 164V163H173ZM177 163H175V165H176ZM183 164V166H182V171L184 170V165ZM194 164V163H193ZM193 164H191V165H193ZM201 164V163H200ZM212 164H214V163H212ZM230 164V163H229ZM20 165H22V164H20ZM80 165V164H79ZM93 165V164H92ZM117 165V164H116ZM128 165V164H127ZM131 165V164H130ZM157 165V164H156ZM158 165H160V164H158ZM157 165V166H158ZM179 165V164H178ZM215 165V164H214ZM214 165H212L213 166V170L215 169L214 168ZM231 166L230 167H232V169L235 167H237V165H239L238 164V160H236V161H234L232 164H230ZM246 165H247V163H246ZM74 166V165H73ZM83 166V165H82ZM100 166V165H99ZM102 166V165H101ZM121 166V165H120ZM161 166V165H160ZM172 166H174V165H172ZM212 166H210V167H212ZM224 166V165H223ZM244 166H245V164H244ZM116 167V166H115ZM126 167V166H125ZM131 167V166H130ZM187 167V166H186ZM209 167V166H208ZM218 167V166H217ZM216 167V168H217ZM228 167V166H227ZM226 167V168H227ZM240 167H241V165H240ZM24 168V167H23ZM22 168V169H23ZM161 168V167H160ZM176 168V169H175ZM180 168H181V166H180ZM190 168V167H189ZM206 168V167H205ZM218 168H220V166L218 167ZM217 168V169H218ZM250 168V167H249ZM77 169V168H76ZM97 169V168H96ZM95 168H94V170H96ZM102 169H103V167H102ZM130 169V168H129ZM164 169V168H163ZM174 169L175 170H177V167H174ZM221 170H222V168H220ZM242 169V168H241ZM18 170V169H17ZM80 170V169H79ZM121 170V169H120ZM174 170V171H175ZM181 170V169H180ZM212 169H210V171H211ZM219 170V169H218ZM220 170V171H221ZM225 170H227V169H225ZM245 170V169H244ZM246 170H247V167H246ZM88 171H90V170H88ZM105 171V170H104ZM153 171V170H152ZM155 171V170H154ZM178 171V170H177ZM176 171V172H177ZM188 171V170H187ZM186 171V172H187ZM189 171H190V169H189ZM188 171V172H189ZM97 172V171H96ZM95 172V173H96ZM109 172H111V171H108L107 173H109ZM175 172V173H176ZM179 172V174H181L180 173V171H178ZM177 172V173H178ZM184 172H185V170H184ZM257 172V171H256ZM79 173V172H78ZM99 173V172H98ZM112 173V172H111ZM130 173V172H129ZM209 173V172H208ZM235 173V172H234ZM243 172H241V174H242ZM245 173H247L246 171H245ZM97 174V173H96ZM100 174V173H99ZM106 174V173H105ZM113 174H116V172L115 173H113ZM231 174H233V172L231 173ZM88 175V174H87ZM128 175V174H127ZM187 175V174H186ZM190 175V174H189ZM118 176V175H117ZM116 176V177H117ZM231 176V175H230ZM233 176V175H232ZM250 176V175H249ZM110 177V176H109ZM196 177H198V178H196ZM86 178V177H85ZM89 178V177H88ZM113 178V177H112ZM198 179V182H200L199 184H198V182H197V188H196V190H192L193 188L191 187V186H189L191 183H192V181H193V179ZM224 178V177H223ZM227 178V177H226ZM91 179V178H90ZM89 179V180H90ZM121 180V179H120ZM119 180V181H120ZM177 180L178 181H180L181 183H183V188H179L180 190H178L179 192H177V194H175L174 193V195L175 196H172L173 194H171L172 193V190H173V186H174V184L177 182ZM69 181H71V180H69ZM195 181H197V180H195ZM114 182V181H113ZM121 183L123 182V181H120ZM126 182V181H125ZM131 182H132V180H131ZM130 183V182H129ZM179 183V182H178ZM114 184H116V182L114 183ZM124 184V183H123ZM144 184V185H145ZM219 184H221V186L219 185ZM89 185V184H88ZM92 185V184H91ZM94 185V184H93ZM178 185V184H177ZM95 186V185H94ZM195 186V185H194ZM112 187V186H111ZM110 187V188H111ZM120 188H121V186H119ZM133 186H131V184H130V187H128V188H132ZM135 187V186H134ZM138 187H139V185H138ZM137 187V188H138ZM142 187V185L140 186V188ZM145 187H146V185H145ZM175 187V186H174ZM191 187V188H190ZM196 187V186H195ZM124 188V187H123ZM122 188V189H123ZM128 188H126V189H128ZM139 188V189H140ZM86 189V188H85ZM97 189V188H96ZM116 189H118V188H116ZM125 189V190H126ZM133 189V188H132ZM135 189V188H134ZM142 189V188H141ZM83 189H81V191H82ZM115 190V189H114ZM125 190L123 189V191L125 192ZM136 190V189H135ZM142 190H144V186H143V189ZM141 190V191H142ZM77 191V190H76ZM76 191H75V193H76ZM79 191V190H78ZM115 191H117V190H115ZM132 192L134 191V190H131ZM139 191V190H138ZM210 191H212L210 194H209V197H208V199L206 200V202H205V204H201L200 203V200L202 199V198H204V196L206 195V194H208ZM69 192V191H68ZM122 192V191H121ZM123 192V193H124ZM127 192H129V196H126V200H129L130 199V201H131V198H132V196H131V192H130V189H129V191L127 190ZM134 192H137V191H134ZM147 192V191H146ZM173 192H175V191H173ZM53 193V192H52ZM109 193V192H108ZM108 193H106V194H108ZM158 193H160V192H158ZM61 194V193H60ZM63 194V193H62ZM71 194H72V192H71ZM126 194H128V193H126ZM137 194V193H136ZM58 195V194H57ZM70 195V194H69ZM89 195V194H88ZM132 195H134V194H132ZM142 195V194H141ZM106 196V195H105ZM135 196V195H134ZM136 196H138V195H136ZM159 196V195H158ZM207 196V195H206ZM71 197V196H70ZM88 197V196H87ZM110 197H111V202L110 203H107V204H110V205H108L109 206V208L108 209H105L107 212H106V217H105V219H103L104 221H106V219L108 220V219H110V220H115V218L117 217H119L120 215H118V213H117V215L116 214H111V209L113 208V207H115L116 206V202H118L117 200H119L120 199V195H116V193H114V192H112L111 193V195H110ZM123 197V196H122ZM124 197H125V195H124ZM79 198L80 197H78V200H79ZM101 198V197H100ZM143 198V197H142ZM151 198V197H150ZM161 198V197H160ZM60 199V198H59ZM75 199V198H74ZM77 199V198H76ZM67 200V199H66ZM69 200V199H68ZM68 200H67V202H68ZM77 200V201H78ZM82 200V199H81ZM106 200V199H105ZM104 200V201H105ZM109 200V199H108ZM123 200V199H122ZM121 200V201H122ZM150 200V199H149ZM153 200V199H152ZM61 201V200H60ZM63 201V200H62ZM61 201V202H62ZM65 201V200H64ZM70 201V200H69ZM104 201H102L101 199H100V202H104ZM110 201V200H109ZM129 201V202H130ZM151 201V200H150ZM182 201H186V203H181V204H178V202L180 203V202H182ZM59 202V201H58ZM60 202V203H61ZM84 202H86L85 201V198H84ZM84 202H82L83 204H84ZM99 202V201H98ZM145 202V203H144ZM106 204V205H107ZM130 204H132V203H130ZM137 204V205H138ZM105 205V206H106ZM123 205V204H122ZM126 205H127V203H126ZM170 205H175V207L174 208H170ZM128 206V205H127ZM133 206V205H132ZM24 207V206H23ZM120 207H121V205H120ZM129 207V206H128ZM139 207V206H138ZM94 208H96V206L94 207ZM107 208V207H106ZM118 208V207H117ZM130 208V207H129ZM63 209H64V207H63ZM110 209V210H109ZM115 210H116V208H114ZM132 209V208H131ZM136 209V208H135ZM66 210V209H65ZM96 210V209H95ZM104 210V211H105ZM119 210V209H118ZM128 210V209H127ZM27 211V210H26ZM102 212H103V209L101 210ZM121 211H123V210H121ZM128 211H130V210H128ZM128 211H127V213H128ZM91 212H93V210L91 211ZM64 213V212H63ZM124 213H126V212H124ZM126 213V214H127ZM243 213V212H242ZM242 213H241V215H242ZM60 214V213H59ZM97 214V213H96ZM99 214V213H98ZM102 214V213H101ZM246 214V213H245ZM8 215V214H7ZM103 215V214H102ZM244 215V214H243ZM261 215V214H260ZM76 216V215H75ZM75 216H74V218H75ZM79 216V215H78ZM96 216V215H95ZM128 216V215H127ZM149 217L150 218V221H149V223H146V221H145V217ZM264 216V215H263ZM12 217V216H11ZM64 217V216H63ZM65 217H68V216H65ZM70 218L72 217V216H69ZM80 217H81V215H80ZM90 217V216H89ZM104 217V216H103ZM128 217H130V216H128ZM128 217H127V219H128ZM77 218H79V217H76V219ZM157 218H159V219H157ZM241 218H242V216H241ZM258 218H260V217H258ZM256 219L257 221H260L259 219ZM72 219V218H71ZM80 219V218H79ZM82 219V218H81ZM139 219V218H138ZM255 219V218H254ZM261 220H262V218H260ZM264 219V218H263ZM63 220V219H62ZM70 220V219H69ZM120 220V219H119ZM137 220V219H136ZM135 220V221H136ZM241 220V219H240ZM242 220H243V218H242ZM245 220V219H244ZM255 220V221H256ZM82 221V220H81ZM84 221V220H83ZM127 221V220H126ZM224 221H226V222H224ZM263 221V220H262ZM60 222L62 223V221L60 220ZM66 222H67V220H66ZM86 222V221H85ZM111 222V221H110ZM225 224H224V223ZM250 223V221L249 220H247V223ZM253 222V221H252ZM251 222V223H252ZM261 222V221H260ZM259 222V223H260ZM68 223H69V221H68ZM73 223V222H72ZM71 223V224H72ZM83 223V222H82ZM112 223V222H111ZM122 223V222H121ZM136 223V222H135ZM249 223H248V225H249ZM75 224V223H74ZM239 224H240V222H239ZM261 224H264L263 222L261 223ZM62 225H64V222H63V224ZM61 225V226H62ZM75 225H77V224H75ZM74 225V226H75ZM82 225H84V224H82ZM224 225V226H223ZM244 225V224H243ZM252 225H255V223L253 222L252 223ZM26 226V225H25ZM52 226L53 227H55L53 224H52ZM52 226H50L51 227V229H52ZM60 226V225H59ZM61 226H60V229L59 230H61V229H63V228H61ZM65 227H66V225H64ZM64 226H62V227H64ZM68 226H69V224H68ZM80 226V225H79ZM78 226V227H79ZM241 226V225H240ZM256 226H258V224L256 225ZM264 226V225H263ZM73 227V226H72ZM76 227V230H77V226H75ZM125 227H126V225H125ZM244 227V226H243ZM243 227H241V229H243ZM32 228V227H31ZM56 228V227H55ZM59 228V227H58ZM240 228V227H239ZM255 228V227H254ZM261 228V227H260ZM72 229H74V227L72 228ZM246 229H248V228H246ZM63 230H67V229H63ZM62 230V232H64ZM76 230H75V232H76ZM238 230V229H237ZM249 230V229H248ZM71 231V230H70ZM241 231H243V230H241ZM240 231V232H241ZM245 231V230H244ZM247 231V230H246ZM48 232V231H47ZM54 232H56V231H54L53 230V234H55ZM58 233H59V231H57ZM78 232H80L79 230H78ZM94 232V231H93ZM262 232V231H261ZM65 233V232H64ZM74 233V232H73ZM77 233V232H76ZM239 233V232H238ZM84 234V233H83ZM91 234V233H90ZM58 235V234H57ZM61 235V234H60ZM74 235H76V234H74ZM241 235V234H240ZM262 235V234H261ZM264 235V234H263ZM262 235V236H263ZM80 236V235H79ZM86 236H88V235H86ZM74 237V236H73ZM76 237V236H75ZM90 237H91V235H90ZM130 237V236H129ZM50 239H52L51 237H49ZM68 238V237H67ZM70 238V237H69ZM72 238V237H71ZM70 238V239H71ZM93 238V237H92ZM99 238V237H98ZM97 238V239H98ZM128 238V237H127ZM132 238H133V236H132ZM131 238V239H132ZM37 239H39V238H37ZM65 239V238H64ZM64 239H63V241H64ZM125 239V238H124ZM55 240V239H54ZM62 240V239H61ZM86 238H84L83 240H82V242L80 241V245H78V244H76L74 241V245H72L71 247V249L72 250H80V248L82 249V248H84V247H86L87 246V242H86ZM130 240V239H129ZM133 240V239H132ZM42 241V240H41ZM37 242V241H36ZM43 242V241H42ZM41 242V243H42ZM53 242V241H52ZM58 242H59V240H58ZM68 242V241H67ZM71 242V241H70ZM72 242V243H73ZM131 242V241H130ZM39 243V242H38ZM46 243V242H45ZM51 243V242H50ZM64 243V242H63ZM71 243V244H72ZM79 243V242H78ZM242 243V245H240ZM244 243V244H243ZM37 244V243H36ZM60 244V243H59ZM65 244H66V242H65ZM91 244V243H90ZM237 244V243H236ZM46 245V244H45ZM69 245V244H68ZM90 246V245H89ZM106 246V245H105ZM238 246V247H239ZM41 247V246H40ZM62 247V246H61ZM60 247V248H61ZM264 247V246H263ZM45 248V247H44ZM49 249L51 248V246H49L48 247ZM88 248V247H87ZM138 248V247H137ZM173 248H177L179 251H180V253H178V255H176V257H172V255H171V251L173 250ZM240 248V247H239ZM36 249V248H35ZM253 249V250H252ZM44 250V249H43ZM47 250V249H46ZM52 250V249H51ZM50 250V251H51ZM60 250V249H59ZM178 250H177V252H178ZM35 251V250H34ZM62 251V250H61ZM86 251V250H85ZM109 250H107V248L106 247H102V245H101V240H98V241H94V238L92 239V246H91V248H90V250L88 251V253H89V255H94V257H95V260H94V262L92 263V264H103V262H105V257L106 256H109V255H107V252H108ZM253 251V252H252ZM37 252H39V250L37 251ZM79 252V251H78ZM49 253V252H48ZM57 253V252H56ZM83 253V252H82ZM39 254V253H38ZM41 254H42V252H41ZM46 254V253H45ZM53 254V253H52ZM66 254V253H65ZM84 254V253H83ZM98 254V255H97ZM35 255V254H34ZM47 255V257H50V256H48V254H46ZM57 255V254H56ZM56 255H54L55 257H56ZM74 255V254H73ZM113 255V254H112ZM60 256V255H59ZM63 256V255H62ZM70 256V255H69ZM75 256V255H74ZM82 256V255H81ZM87 257H88V255H86ZM111 256V255H110ZM43 257V256H42ZM35 258H37V257H35ZM57 258V257H56ZM65 258V257H64ZM89 258V257H88ZM90 258H92V257H90ZM85 259V258H84ZM81 260V259H80ZM107 260V259H106ZM65 261H67V260H65ZM69 261V260H68ZM73 259H72V263H73ZM76 261V260H75ZM84 261V260H83ZM88 261V260H87ZM92 261H93V259H92ZM260 261V260H259ZM81 262V261H80ZM89 262H90V260H89ZM89 262H88V264H89ZM76 262H74V264H75ZM83 263V262H82ZM81 263V264H82ZM70 264V263H69ZM77 264H79V262L77 263ZM84 264H87L86 262H84ZM105 264V263H104Z\"/></svg>",
    "mask_w": 264,
    "mask_h": 264
}]
</instances>
